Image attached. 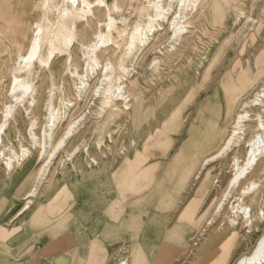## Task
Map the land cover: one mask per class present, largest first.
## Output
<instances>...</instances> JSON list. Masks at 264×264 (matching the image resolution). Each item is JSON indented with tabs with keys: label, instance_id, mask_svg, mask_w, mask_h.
<instances>
[{
	"label": "rangeland",
	"instance_id": "obj_1",
	"mask_svg": "<svg viewBox=\"0 0 264 264\" xmlns=\"http://www.w3.org/2000/svg\"><path fill=\"white\" fill-rule=\"evenodd\" d=\"M22 1L23 0H1L0 13L3 14L5 9L14 10V5ZM30 1L32 6H30L31 12L29 22L20 20L19 15L13 13V17L11 18H13L17 26H22L23 24V27L31 28L32 22L41 18H49L51 22H57L56 12L53 10L46 12L40 7L39 0ZM118 1L120 2L121 0ZM208 2L203 5L205 11L193 20L198 26V37H191L192 40L189 41V45L183 50L181 57L177 60H169V62H167V67H165L166 70H164L161 75L151 70H148L146 74L140 73L141 70L143 71V69L147 68L153 58L151 50L154 47V40L150 41L149 45L136 60L134 65L136 66V72H132L130 76L126 77L119 69V65L123 62V65L131 67L133 60L132 54L135 49L129 50L128 36L135 23L141 20L138 14L131 10L132 8L129 9L128 0H122V2H120L123 9L122 14L126 16L127 19L118 23L119 31L113 34L112 49L106 53L104 52L105 54H102L103 52L101 51L97 52L98 58L102 63L108 59L114 65L115 76L112 79V84H116V82L120 80L127 84L128 89L137 91L142 88L144 105H152L155 109L156 118H154L152 122L153 128L158 125L159 122H161V127L162 125L164 126L170 123L167 129L170 128L171 131L167 132L166 135H175L177 138L182 137V140H184L183 137L188 135V132L191 130L190 126L195 127L196 123H198L194 118L198 115L200 108L204 107L207 103L209 105V102H212L214 99L216 100L217 91L219 95L223 93L221 83L224 81V78H235V93L238 95V97H236L235 112L240 104V100L251 95L257 85L264 79V0H218L222 12L230 14L226 17L227 21L224 22V25L219 24L218 28H216L215 24L211 23L212 18L215 17L207 13L208 10H213V2H211V0H208ZM144 3L146 4V2ZM101 11L104 14V10ZM102 13H100L101 16L103 15ZM27 22L28 24L26 25ZM127 22L128 25L125 24ZM123 27H125V31L122 32ZM78 28L77 40L79 42L75 43V47L72 49V55L73 64L82 71L85 67V63L83 57L84 50L82 46L80 47V43H88V41L94 37V33L98 26L95 19L89 18L88 24H86L85 21H81L78 23ZM202 30H204L203 33ZM8 33L11 34L9 35ZM28 33L30 38L32 29L31 31L29 30ZM124 33H126V35H124ZM159 33V36H162L164 31H159ZM4 34L7 35L4 39L6 43L9 44V48L6 54H2L0 60L3 61L2 65L3 67L5 66L4 70L7 72L9 66L11 67L13 60L17 56L15 53L19 51L23 41L19 37V32L5 31ZM16 36L19 37L17 42H15ZM117 38L121 39L118 40ZM117 41L118 43H115ZM2 49L5 48L0 45V50ZM114 51L116 52L114 53ZM65 57L66 56H62L52 63V68L56 70L57 74L55 82L60 89H62L61 92H56L54 95L55 109H58V111L55 110L53 112L55 117V121L53 122L55 125H58L55 129L57 137L65 128L64 125L67 123L65 120H68L69 116L76 117L85 109L88 103L93 102L95 98V95L93 96V88L98 83L97 78L95 81V76L97 75L98 77L100 73V70L97 69L96 71L98 73H94L86 78L84 77L85 90L81 88L83 92L78 96L74 84L78 82V79L68 73L63 74ZM38 67L36 63L32 76V84L40 88V79L36 78V75H39L37 72H42L45 76V82L42 83L43 85L41 87L44 101L47 91V89L44 88L49 84V74L43 70L41 71ZM42 73L40 76L43 75ZM3 93H5V90H3ZM68 102H70V104ZM52 108L53 106L51 110ZM122 108L124 109L123 106ZM208 108L210 114H215L216 110L212 111L210 109L211 107ZM93 109H95L94 106H92V110ZM125 110V112H129V110ZM44 113V110L38 113L35 109L33 111V114L37 116L39 120V127L35 129L38 137L42 134L41 125L44 122ZM253 113L251 117L254 118L246 123L245 135L243 136L244 138L241 139L240 144L215 160L202 165L199 169V173L192 181L191 190L186 191L183 195L181 194L182 199H192L190 207H147L150 211H158L160 213L158 217L162 220L165 231L154 249L156 254L152 256L151 261L146 259L143 264H196V260L205 253L211 244L219 246L224 238L229 236L233 231L232 226L228 225L232 216L230 211L231 203H235V205L237 203L248 205L252 208V212L256 219L262 216L261 211L264 210V156L261 157V160L259 159V162L251 172L235 185V190H232L225 204L222 206L223 208L221 207L219 209L217 207L226 191L229 180L233 177L234 170L232 169V163L234 157L239 161L245 158L247 149L246 144L257 130L256 122L258 117L256 114H259L264 120V107L255 106ZM62 116L63 118L61 120ZM105 117L106 113L100 114L98 110L93 111L84 127L80 129V132H78L71 141H69L65 150L61 151L59 157L52 166V171L50 170L51 172L49 173L59 175L61 170L68 169L74 176H79L84 170L97 166L96 164H90L89 156L95 158V160L100 163V166H103L106 162L103 161L104 158H102V155L105 154L107 157H109L111 153H120L119 155H121L125 149L130 150V148H127L128 142H131V139L129 137L130 130L129 123L126 121V115L123 114L119 117L111 116L110 122L103 125ZM164 120L165 122L162 123ZM53 122L49 123L52 124ZM27 124L28 120L25 119L23 126L20 127L21 134L24 137H20V142L17 140L19 138L17 136V130L12 126L11 130L8 131L7 137L4 138V143L7 146L12 144L16 151L20 150L21 144L24 147L34 150L35 144L33 145L32 139L25 132ZM196 126H200L203 130V134L206 135H210L211 132L214 131V124L206 123V125H204L202 121L199 123V126ZM108 134L112 136V142L107 143ZM195 136H198V132ZM182 140H177V147L180 146ZM218 142L219 140L216 143L215 150H209L205 157L213 154L220 147L221 143ZM77 146L80 148L79 151L76 152L71 159H66L65 161L66 154ZM193 146L197 147V145ZM132 147H135V144H133ZM189 147L191 148V145H189ZM211 147L212 145L209 146V149ZM85 149L88 150V154L90 155L86 153ZM235 150L237 151L235 152ZM61 160H64L62 161L63 164L62 166H58ZM32 164V168L35 170L39 166V162L36 161ZM260 164L263 165V167ZM0 168H5L1 160ZM253 179L259 180L261 184L257 192L255 191L257 187L250 184ZM249 184L250 188L248 194L244 196L241 202V200H239L240 193L242 189ZM144 209H146V207L136 209V214H131L132 211L129 210L128 216L125 219L122 218L121 223H119L124 228L121 229V235L116 239H104L103 264H117L118 259L122 255L129 257L132 254H136L137 251H142L139 245L141 239H139V237L133 239L135 236H132V234L134 233L135 220L140 221L142 219L141 213ZM190 219L200 220L195 230L192 229V231H190V225L188 224ZM258 219L257 227L252 229L250 238L243 240V243L241 242V247L235 251L231 264L239 254L252 248L255 244L264 227V219ZM207 220H211L210 223L207 224ZM240 222L241 219H238V224L235 225L237 229L240 228ZM202 228L204 230L199 231ZM238 231L242 234L246 231V228L239 229ZM183 238H185L184 242L182 240ZM132 241H135L134 246L132 245ZM182 244H185L183 248Z\"/></svg>",
	"mask_w": 264,
	"mask_h": 264
},
{
	"label": "bare ground",
	"instance_id": "obj_2",
	"mask_svg": "<svg viewBox=\"0 0 264 264\" xmlns=\"http://www.w3.org/2000/svg\"><path fill=\"white\" fill-rule=\"evenodd\" d=\"M39 2L40 7L46 12L50 10L56 12V23L51 22L49 18H41L39 20H34L31 28H25L23 27V24L22 26H17L13 18H11L13 17V13L19 15V18L22 21H30V6H32L30 0H23L22 2L14 5V10L5 9L3 14L0 13V45L5 48L0 50V58L2 54H6L8 52L9 48V44H7L4 39V37H7V35L4 34L5 31L19 32V37L23 41L21 43L22 46H20L18 51L19 53L14 52L17 56L13 60L11 67L9 66L7 72L4 70L5 66L3 67L2 65L3 61L0 60V160L4 164L5 169L8 171L7 177L9 173L13 171L10 176H12V179L14 180L27 175L31 170H33L34 168H32V163L34 161L39 162V166L35 170L34 182L30 189L25 193V202L22 207L23 210L29 207V204L32 201L31 198L36 194L42 181L48 174H50L49 172L52 171V166L56 162L61 151L65 150L69 141H71L72 138L80 132V129L84 127L93 111L98 110L100 114L106 113L103 125L110 122L111 116L119 117L125 114L127 118L129 116L132 117L136 111L139 115H141V118L144 121H148V116L150 114V107L144 106L145 103L142 88L137 91L128 89L127 84L120 81L119 78V81L116 82V84H112V79L115 76L113 63L108 59L102 63L97 55L98 51L105 54L112 49L111 44L113 34L114 32L116 33L119 31L118 23L127 19V17L122 14L123 9L120 5L122 0L120 2L118 0H39ZM144 2H146V4ZM207 2L208 0H128L129 9L132 8L131 10L136 12L141 20L135 23L129 33L128 48L129 50L135 49V51L132 54L133 60L131 67L123 65L124 62L119 65V69L122 73L128 77L132 74V72H136V66H134L136 60L141 55L143 50L149 45L150 41L154 40V47L151 50L153 58L147 68L143 69V71L141 70L140 73L146 74L148 70H151L153 72H158L161 75V73L166 70L165 67H167V62L171 59H179L183 50L189 45V41L192 40L191 37H196L198 35V26L193 22V20L205 11L203 5ZM211 2H213V10H208L207 13L208 15L210 14L215 17L212 18L211 23L215 24L216 28H218L219 24L224 25V22L227 21L226 17L230 14L222 12V8L218 3V0H211ZM101 10H104V14ZM100 13L103 15L101 16ZM89 18L95 19L98 28L94 33V37L89 40L88 43H80V47L82 46V49L84 50L83 57L85 63L84 69L80 71L79 68L73 64L72 49L75 47V43L79 42L77 40V33L79 32L78 23L85 21L86 24H88ZM125 24L128 25V22ZM125 27H123L122 32L125 31ZM31 29L32 35L29 38L28 32L29 30L31 31ZM159 31H164L162 36H159ZM203 32L204 30H202V33ZM8 34L10 35L11 33ZM124 35H126V33H124ZM19 37L16 36L15 42L18 41ZM115 43H118V41ZM115 52L116 51H114V53ZM62 56H66L63 74L68 73L78 79V82L74 83L78 96L81 92H83L81 91V88L82 90H85L84 77L86 78L94 73H98L96 71L97 69L100 70V73L98 77L97 75L95 76V81L97 78L98 83L93 88V96L95 95L93 102L88 103L85 109L76 117L69 116V119L65 120L67 121L66 125H64L65 128H62L63 131L57 137L55 129L58 125H55L53 122L55 121L53 112L55 110L58 111V109H55L56 105L54 103V95L56 92H61L62 89H60L55 82L57 74L56 70L52 68V63L54 60L59 59ZM36 63L41 71L43 70L49 74V84L44 88L47 89L46 99L44 101L41 88L43 85L42 83L45 82L44 74L40 71L37 72L39 75L36 73V78L40 79V88L32 84V76L34 74ZM41 73L43 75L40 76ZM221 88L223 93L219 95V92L217 91L216 100L214 99L212 102H209L211 106H208L211 108L215 106L218 109V114L216 115L217 117L214 118V134L220 136L219 142L221 144L213 154L204 158L202 162L203 165L209 161L215 160L227 151H230L238 146L241 139L244 138L243 136L246 131V123L254 118L251 117L254 114V107H264V79L257 85L251 95L240 100V104L238 105L236 112V97H238V95L235 93V78H224V81L221 83ZM3 90H5V93H3ZM68 103L70 104V102ZM91 105L94 106L95 109L92 110ZM52 106L53 108L51 110ZM34 109L37 113L41 110L45 111L43 114L44 122L41 125L42 134L39 137L35 131V129L39 127V120L38 117L33 114ZM125 109L129 110V112H125ZM256 115L258 117L256 122L257 130L254 132L251 139L248 140V143H245L247 146L245 158L239 161L234 157L232 163V169L234 170L233 177L229 180L226 191L217 205L219 209L225 204V201L231 194L232 190H235V185H237L241 179L246 177L247 174H249L257 165L259 159L261 160V157L264 156V120L259 116V114ZM62 118L63 116L61 117V120ZM25 119L28 120L25 132L32 139L33 145L35 144L34 150L24 147L21 144L20 150L16 151L12 144L7 146L4 143V138L7 137L8 131L11 130V127L13 126L17 130V136L19 137L17 140L20 142V137H23L20 127L23 126ZM49 122L53 123L50 124ZM192 132L193 130L191 133ZM197 132L198 130H195L192 135L195 137ZM107 136V143L112 142V136L110 134ZM79 149L80 148L77 146L69 153H65V161L66 159H71V157L76 154ZM236 151L237 150H235V152ZM86 153L88 154V150H86ZM89 157L90 164L99 165V162H97L95 158L91 156ZM62 161L64 160H61L58 166H62ZM261 166L263 167V165ZM249 177L251 178L250 175ZM250 184L257 187L255 190L256 192L261 185L259 180L254 179L250 182ZM250 184L242 189L239 197L241 202L243 201L244 196L248 194ZM61 189L63 190L64 188L62 187ZM41 194L44 193L42 192ZM63 201L65 202V200H61V202ZM66 203L67 202L64 204ZM230 205L231 207H229L231 209L230 211L232 216L228 225L232 226L233 231L229 236L224 238L219 246L211 244L205 253L196 260V264H231L235 251L241 247V242L243 243V240L250 238L252 229L257 227L258 218L256 219L254 216L252 208L248 205H243V203H237L236 205L235 203H231ZM40 207L41 206H39V208ZM48 207H50V200ZM50 208L55 209L57 208V205L54 208ZM158 208L163 207L160 206ZM47 209L48 210L46 211H49V208ZM57 209L60 210L59 208ZM58 210L57 214H59ZM261 212L262 216H260L258 220L261 218L264 219V210ZM141 214L142 219L140 221L135 220L133 229L134 233L132 236H135L133 239L136 237L141 239L139 245L140 248H142V251H137L136 254H132L129 257L122 255L118 259L117 264H143L146 259L151 261L152 256L156 254L154 249L165 231L163 222L158 217L160 213L158 211H150L146 207ZM238 219H241V222L240 228L237 229L235 225L238 224ZM121 221H109L108 227L106 225L103 232L105 235L104 238L116 239L119 237V235H121V229H124L119 224ZM199 221L200 220L190 219L188 222L190 225V231H192V229L195 230ZM210 221L207 220L206 223L208 224ZM245 228L246 231L240 234V231L238 230ZM203 230L204 229L202 228L199 231ZM28 237L30 239L32 235L29 234ZM182 240L184 242L185 238ZM132 245H135V241H132ZM184 245L185 244H182V248ZM232 264H264V227L262 228L260 235L252 248L239 254Z\"/></svg>",
	"mask_w": 264,
	"mask_h": 264
},
{
	"label": "crops",
	"instance_id": "obj_3",
	"mask_svg": "<svg viewBox=\"0 0 264 264\" xmlns=\"http://www.w3.org/2000/svg\"><path fill=\"white\" fill-rule=\"evenodd\" d=\"M209 105L200 108L196 125L202 121L214 124L218 109L213 106L210 109L215 114H210ZM147 107L148 121L136 111L126 118L130 150L109 157L104 154L106 164L99 163L79 176L67 169L59 175L48 174L24 210V196L34 182L35 169L14 180L13 171L7 177L8 171L0 168V264H103V232L109 221H121L129 210L136 214V209L144 207L191 206L192 199H182L181 194L191 190L205 155L215 150L220 136L214 131L203 134L196 125L190 126L184 140L166 135L170 123L161 127L159 122L153 128L155 109ZM192 130H198V136ZM177 140H182L178 147ZM49 200L50 207L57 205L60 210L48 207Z\"/></svg>",
	"mask_w": 264,
	"mask_h": 264
}]
</instances>
